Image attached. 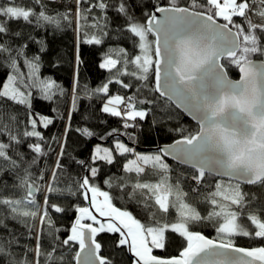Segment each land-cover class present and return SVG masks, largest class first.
I'll return each instance as SVG.
<instances>
[{
	"label": "snow or ice",
	"instance_id": "6c2138e0",
	"mask_svg": "<svg viewBox=\"0 0 264 264\" xmlns=\"http://www.w3.org/2000/svg\"><path fill=\"white\" fill-rule=\"evenodd\" d=\"M49 27L80 37L70 106L60 117L69 121L79 112V46L131 43V50L109 46L99 64L109 75L95 88L83 85L119 119L131 146L113 128L99 139L115 137L114 147L98 143L88 160L71 158L75 175L65 163L68 134L97 133L66 123L63 134L46 137L55 121L33 108L34 89L45 100L67 95L41 76L49 47L32 32ZM253 56L264 58V0H0V68L9 70L0 82V264H124L125 256L128 264H264V59ZM111 85L133 92L112 94ZM180 108L199 122L197 132L178 123ZM145 120L180 138L137 151ZM117 156L129 175L101 179L96 162L112 165ZM169 156L190 165L188 174L175 173ZM69 212L67 225L57 223ZM104 234L114 237L110 248Z\"/></svg>",
	"mask_w": 264,
	"mask_h": 264
},
{
	"label": "trees",
	"instance_id": "16d2710c",
	"mask_svg": "<svg viewBox=\"0 0 264 264\" xmlns=\"http://www.w3.org/2000/svg\"><path fill=\"white\" fill-rule=\"evenodd\" d=\"M55 7V5H53ZM137 15H139V9H136ZM111 15V13H109ZM122 21L116 19L113 21L110 28L112 31L110 34L112 36L116 35V27L121 24ZM16 28H23V25H13ZM34 27V26H33ZM37 39L44 37L48 43L49 52L47 55L43 57V67L41 69V76L44 78H52L57 83L63 86L66 90L67 95H59L57 94L51 100H45L42 98L39 89L33 90V108L36 112L41 113L43 115H48L50 118L54 119V124L49 126V128L45 131V136L51 135H61L65 131V124L70 123L73 128L75 127H88L90 130L97 133V136L89 139L87 137H81L76 132H70L68 134V147L67 153L68 155L65 157V163L71 166L73 170V175H75V171L78 170L77 166L73 164L72 157L78 159L88 160L90 155L93 153L94 146L96 144H101L106 147H114L112 141L115 137H108L106 140L99 139L100 135L107 136L109 132L112 131L113 128H120V139L125 143H129L131 146V142L128 140L126 136L122 133L124 129L121 126V123L118 118L110 117L108 114L103 113L102 102L97 97L93 96L91 99L85 95L83 91V85L87 84L89 89L97 87L101 81L105 80L109 75L107 69H102L99 67V64L103 62L104 52L108 50L109 46L116 47L121 46L128 48L131 50V43L124 37H121L119 40L111 39L106 42L103 46H93V45H80L79 53L80 58L83 60V64L79 66V74H80V100H79V112L74 113L72 115L71 120L60 119L61 116L67 117L68 108H69V100L70 96L73 93V73L75 66V56L74 53L77 51V45L79 44V35L74 33L71 27H67L62 31L54 30L52 27H49L47 31L36 30L32 32ZM29 50L31 52L36 51L35 45H30ZM137 53L139 52L136 49ZM252 59L262 60L264 58L253 56ZM54 62H58V66H54ZM26 70V69H25ZM9 71L7 68H0V82H2L5 77L4 73ZM228 74L231 78L237 79L239 78V72L236 68H230L228 70ZM112 94L122 95H131L133 90H128L125 92L123 89H120L118 85L110 86ZM143 98V97H141ZM151 107V106H149ZM55 109L56 111H53ZM178 116V123L183 124V126L189 131L195 133L198 131V126L189 120L182 112H180ZM19 118L23 120V112L22 107L18 110ZM143 131H139V142L134 146L137 148V151L143 152L140 149L142 148H156L163 145H168L179 139V136H174L168 131H165L163 127L154 128L150 125L148 120L142 122ZM175 124H170L169 127H174ZM57 150L58 147H57ZM146 153V152H145ZM150 153V152H147ZM55 159L54 156H50L48 158H44L39 165L40 168H43L45 165H50L52 161ZM171 167L174 169L175 173H183L187 175L190 171L189 168L178 165L174 162L167 160ZM122 158L117 156V160L114 164L108 165L102 161H98L97 166L101 168V179L106 178L107 176H113L116 180L124 177L126 178L129 174H126L122 171ZM4 180H7L10 184L13 183V177L6 175L3 177ZM217 177L212 175L207 176L208 184H212L215 182ZM227 181V180H226ZM235 183V182H233ZM241 188L245 192H256L259 194L260 190L258 188H254L252 186L241 185ZM187 190V186H186ZM114 195H119L118 191L113 193ZM117 206H120V202H116ZM203 210V206H202ZM75 214L69 212L62 220L58 219L57 223L67 225L68 222L72 219ZM14 227H19L20 231H24V229L20 226L13 225ZM198 230H201L206 236L216 239L217 234L215 230L211 226H199ZM114 237L109 234H104V241L108 242V247H111V241ZM240 246H249V243L244 240L238 241ZM78 250V248L76 249ZM168 252L172 255L177 254L176 246L173 245L168 249ZM67 255V253H65ZM124 264H128V257H124Z\"/></svg>",
	"mask_w": 264,
	"mask_h": 264
},
{
	"label": "water",
	"instance_id": "95a60500",
	"mask_svg": "<svg viewBox=\"0 0 264 264\" xmlns=\"http://www.w3.org/2000/svg\"><path fill=\"white\" fill-rule=\"evenodd\" d=\"M253 60H255L257 63H259L261 60H259V59H253ZM239 72V71H238ZM229 75V74H228ZM240 73H239V78H240ZM230 77V76H229ZM231 78V77H230ZM239 78H237V79H234V78H231V79H233V80H238ZM173 105L175 104V101H173V102H171ZM180 112H182L186 117H188L189 118V120L190 121H192L194 124H196L197 126H198V129H199V122L196 120V119H194L193 118V116L192 115H190L189 113H187L186 111H184V109H182V108H180V109H178ZM175 143V141L173 142V143H171V144H174ZM163 146H165V145H163ZM159 147H162V146H159ZM159 147H156V148H142V149H140L141 151H143V152H155ZM167 160H169V161H171V162H174V163H176V164H178V165H181V166H183V167H186V168H189L190 169V165H185V164H183V163H181V161L180 160H177V159H174L172 156H169V157H167ZM213 176V175H212ZM225 180H228V178L227 177H225L224 178ZM234 182V181H233ZM241 185H246V184H241ZM246 186H248V185H246ZM210 238V237H209ZM210 239H212V238H210ZM81 255H83V253L81 254Z\"/></svg>",
	"mask_w": 264,
	"mask_h": 264
},
{
	"label": "rangeland",
	"instance_id": "374dc122",
	"mask_svg": "<svg viewBox=\"0 0 264 264\" xmlns=\"http://www.w3.org/2000/svg\"><path fill=\"white\" fill-rule=\"evenodd\" d=\"M103 146V145H102ZM106 147V146H105ZM94 150V149H93ZM147 153V152H146ZM98 162V161H97Z\"/></svg>",
	"mask_w": 264,
	"mask_h": 264
}]
</instances>
